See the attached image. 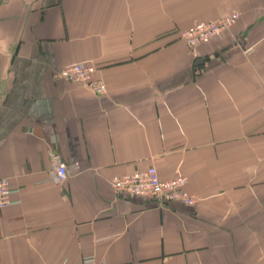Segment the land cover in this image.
<instances>
[{"label": "crops", "instance_id": "obj_1", "mask_svg": "<svg viewBox=\"0 0 264 264\" xmlns=\"http://www.w3.org/2000/svg\"><path fill=\"white\" fill-rule=\"evenodd\" d=\"M232 10L195 50L180 37ZM79 61L105 95L57 76ZM150 165L198 201L116 194L114 176ZM0 177L16 190L0 264H264V0L0 5Z\"/></svg>", "mask_w": 264, "mask_h": 264}, {"label": "built area", "instance_id": "obj_2", "mask_svg": "<svg viewBox=\"0 0 264 264\" xmlns=\"http://www.w3.org/2000/svg\"><path fill=\"white\" fill-rule=\"evenodd\" d=\"M7 1L0 0V5ZM239 15V11L232 10L219 17L197 21L182 29L180 37L190 48L195 50L199 45L210 42L213 38L232 28ZM96 69L94 63L79 61L63 66L57 76L66 81L88 86L103 96L107 92V87L104 81L96 77ZM49 158L51 179L56 183L64 182L68 176L66 162L61 154L54 149H50ZM187 182L188 177L182 172L169 178H162L154 165L133 174L114 176L111 180L116 194L121 197L140 196L157 200L160 204L179 200L193 205L198 201V196L187 190ZM15 191L9 178L0 177V209H4L13 202ZM83 264H98V261L94 254H86L83 257Z\"/></svg>", "mask_w": 264, "mask_h": 264}, {"label": "water", "instance_id": "obj_3", "mask_svg": "<svg viewBox=\"0 0 264 264\" xmlns=\"http://www.w3.org/2000/svg\"><path fill=\"white\" fill-rule=\"evenodd\" d=\"M204 60L200 59L197 61V64H202Z\"/></svg>", "mask_w": 264, "mask_h": 264}, {"label": "rangeland", "instance_id": "obj_4", "mask_svg": "<svg viewBox=\"0 0 264 264\" xmlns=\"http://www.w3.org/2000/svg\"><path fill=\"white\" fill-rule=\"evenodd\" d=\"M215 18V17H214Z\"/></svg>", "mask_w": 264, "mask_h": 264}]
</instances>
